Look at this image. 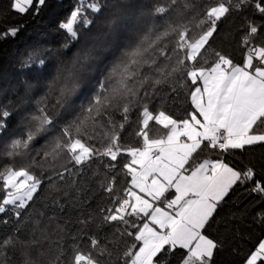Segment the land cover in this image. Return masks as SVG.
Returning a JSON list of instances; mask_svg holds the SVG:
<instances>
[{
	"label": "snow or ice",
	"instance_id": "obj_1",
	"mask_svg": "<svg viewBox=\"0 0 264 264\" xmlns=\"http://www.w3.org/2000/svg\"><path fill=\"white\" fill-rule=\"evenodd\" d=\"M44 4L9 0L8 10L38 13ZM233 12L253 17L241 30L240 63L211 43ZM257 14L264 19V0H77L58 26L60 49L22 61L31 79L19 110L0 107V264H214L223 245L207 228L230 192L250 184L264 197V165L257 173L223 158L264 147ZM181 90L190 110L177 118L164 106ZM153 125L163 134L151 135ZM66 200L87 206L75 235L59 222ZM109 226L108 243L89 235ZM242 264H264V238Z\"/></svg>",
	"mask_w": 264,
	"mask_h": 264
},
{
	"label": "trees",
	"instance_id": "obj_2",
	"mask_svg": "<svg viewBox=\"0 0 264 264\" xmlns=\"http://www.w3.org/2000/svg\"><path fill=\"white\" fill-rule=\"evenodd\" d=\"M204 2L215 3V0H204ZM76 3L77 0H45V4L40 7L38 13L33 8L27 14L19 15L8 10L9 0H0V33L12 27L20 29L15 37L8 36L5 39H0V107H7L12 111L19 110L17 103L18 98L25 91L24 80L31 79L27 70L21 69L22 61L32 51L43 52L44 49H60L65 34L58 26L74 10ZM4 12L7 14H2ZM245 17L253 18L251 12L245 14L233 12L221 22L218 29L219 34L211 42L213 49L230 56L236 63L241 62L242 49L239 40L242 35L241 30L246 24ZM255 20L258 24H264V19H261L258 14ZM74 51L75 49L72 50V52ZM72 52L62 58L71 59ZM52 75H55L54 70ZM32 83L35 81L32 80ZM157 108H159V104H157ZM164 110L177 118L183 117L185 110H190V100L186 96L185 90H181L179 97L175 98L174 102L170 99L164 106ZM18 123V120L13 119L9 124V130L15 129ZM152 128L151 135L159 136L164 132L159 126L153 125ZM223 158L226 163L239 169L252 166L257 173H260L262 165H264V147L250 148L244 153H228ZM2 164L3 161H0V165ZM124 179L123 176L117 177L119 190L126 186ZM250 187V184L234 187L226 198L227 202L219 209L214 222L207 228V234L223 245L214 256V264H242L244 257L254 248L257 241L264 238V223L257 220L258 214L264 212V197L251 193ZM91 203L95 208L98 201ZM64 204L65 209L60 213L59 222L66 224L69 233L75 235L80 227L77 221L87 206L76 207L67 200L64 201ZM41 206V201L38 200L36 207ZM114 232L115 229L109 226L102 230L90 231L89 235L95 234L102 243H108L115 239ZM4 234H11L10 226ZM71 235L66 238L69 246L72 243ZM57 238V236L52 237V239ZM47 243L48 241H45V244ZM80 243L82 247L86 246L87 238L82 239ZM109 247L114 248L112 244H109ZM124 248L125 244L120 243L119 251L123 252ZM9 255L12 256V253L9 252ZM13 259L18 260L19 258L13 256ZM178 259V257L174 259V264H178Z\"/></svg>",
	"mask_w": 264,
	"mask_h": 264
}]
</instances>
